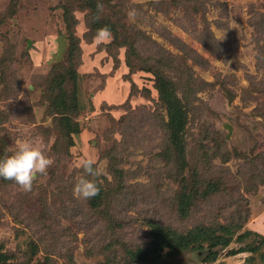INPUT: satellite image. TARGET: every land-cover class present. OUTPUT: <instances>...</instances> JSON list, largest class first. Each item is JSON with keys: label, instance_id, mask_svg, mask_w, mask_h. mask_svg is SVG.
<instances>
[{"label": "rangeland", "instance_id": "1", "mask_svg": "<svg viewBox=\"0 0 264 264\" xmlns=\"http://www.w3.org/2000/svg\"><path fill=\"white\" fill-rule=\"evenodd\" d=\"M97 1L99 13L91 0H0V158L38 137L54 161L31 192L0 178V253L12 264H264V0ZM105 25L111 39L95 42ZM86 158L99 198L73 196ZM200 229L228 245L151 251L160 230Z\"/></svg>", "mask_w": 264, "mask_h": 264}, {"label": "clouds", "instance_id": "2", "mask_svg": "<svg viewBox=\"0 0 264 264\" xmlns=\"http://www.w3.org/2000/svg\"><path fill=\"white\" fill-rule=\"evenodd\" d=\"M96 7L99 13L103 11L104 5L98 2ZM136 14L135 9L127 13L129 19H134ZM111 37V29L105 25L97 29L93 39L95 42L103 43ZM53 163L52 158L45 154L38 137L19 138L15 141L14 150L0 158V178L14 181L23 192H31L37 178L46 175ZM94 163L91 158H86L77 165L83 169L84 175L75 178L73 186L75 198L91 199L99 194L100 188L95 177L100 175V171L98 167H94Z\"/></svg>", "mask_w": 264, "mask_h": 264}, {"label": "trees", "instance_id": "3", "mask_svg": "<svg viewBox=\"0 0 264 264\" xmlns=\"http://www.w3.org/2000/svg\"><path fill=\"white\" fill-rule=\"evenodd\" d=\"M92 2H90V6H92V9H94L95 11H97V3H101V1H97V0H91ZM256 26L259 25V22L255 23ZM212 31L209 30V28L205 30V34H204V39H201L202 42L209 47L211 50H213V52H215L217 54V52H219L220 48H221V44L213 37L212 35ZM185 45V44H184ZM186 48V46H184ZM182 48V45L179 47ZM195 60H197V62L200 63V61H198V58H196ZM202 64V63H201ZM75 77V76H74ZM73 77V78H74ZM162 90V89H161ZM175 93V97L173 100L170 101V104L172 101H174L173 107L176 108V113L173 112L172 115H170V121L171 120H175L177 121L178 124H182V121L187 117V112L186 110H188L187 105L182 101V99L180 97L177 96L178 93V89L174 90ZM64 108V106H63ZM65 111H70L71 109H64ZM177 125L175 131H174V135L175 137H180V134H182V126ZM75 130V129H73ZM97 198L100 197V193L96 196ZM191 200L190 196H186L183 199V206L181 209V212L183 214L187 213L188 210V204ZM254 231L248 230L246 231L244 234L239 235L238 239L243 238V236L247 235V234H252ZM201 234V229L197 232V234H193L192 236L189 237V235H185V234H178L172 230H160L156 233L155 236V240L154 243L152 244V246H154L153 249H151V251L153 252H157L160 249H166L168 250V254H176L180 249L182 248H186L188 247L190 244H195L192 248L195 247H199L202 248V242L203 241H199L197 242V240L202 237L203 239L209 240L210 241V248H213L217 245H219L220 243L223 245H228L229 240H224L221 239L220 237L215 236V234H211V235H205V236H199ZM191 238V239H190ZM217 238V239H216ZM210 248L208 247V249L210 250ZM210 252V251H209ZM150 254V249L149 250H145L142 249L138 251L137 253V258H142V260H147L149 257L148 255ZM209 256L211 259H216L217 254L215 252L209 253ZM0 264H12V263H8V259L7 256L4 253H0Z\"/></svg>", "mask_w": 264, "mask_h": 264}, {"label": "water", "instance_id": "4", "mask_svg": "<svg viewBox=\"0 0 264 264\" xmlns=\"http://www.w3.org/2000/svg\"><path fill=\"white\" fill-rule=\"evenodd\" d=\"M227 127H228L229 131L231 132V130H232L231 126L229 124H227Z\"/></svg>", "mask_w": 264, "mask_h": 264}]
</instances>
